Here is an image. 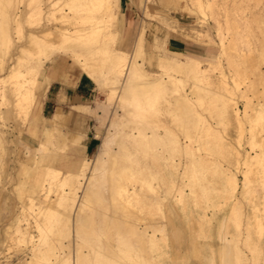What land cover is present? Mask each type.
I'll use <instances>...</instances> for the list:
<instances>
[{
    "label": "rangeland",
    "instance_id": "374dc122",
    "mask_svg": "<svg viewBox=\"0 0 264 264\" xmlns=\"http://www.w3.org/2000/svg\"><path fill=\"white\" fill-rule=\"evenodd\" d=\"M117 1L106 11V0H0V264H264V165H243L247 152H264V0ZM208 1L212 10H200ZM226 14L238 25L234 70L215 26ZM97 22L127 64L142 30L138 70L157 74V87L101 62L100 36L80 45L55 37L41 53L29 45L33 33ZM171 35L206 44L195 73L158 62L185 59L169 51ZM56 57L95 69L100 146L86 157L45 127L49 108L42 117L38 99L26 119L4 113L11 67L41 61L43 82ZM244 109L239 123L234 111Z\"/></svg>",
    "mask_w": 264,
    "mask_h": 264
},
{
    "label": "bare ground",
    "instance_id": "6f19581e",
    "mask_svg": "<svg viewBox=\"0 0 264 264\" xmlns=\"http://www.w3.org/2000/svg\"><path fill=\"white\" fill-rule=\"evenodd\" d=\"M106 1H107L106 11H109V9L112 8L110 6L112 4V0H106ZM69 5H70V3H69ZM203 5L204 4L201 5V3H199L200 10L201 9L203 11H205V10L211 11L212 10V7H213L212 2L208 1L207 4H205L204 6ZM104 8H105V6H104ZM108 13H107V15H109ZM104 15H103V17H104ZM202 16H203L202 19H204L206 17L208 18V17H210V13L207 14V13L204 12V13H202ZM20 17H18V18L20 19ZM18 18H16V19H18ZM103 20H105V19L103 18ZM20 22H18V23H20ZM215 22H216L215 26L217 27V31L219 33V36L221 37L222 40H225L227 42V43H225L227 45L225 46L226 49H225V52H224L226 63L229 66L230 69L234 70L237 67L236 53H237V50H238L237 49L238 25H237L236 21L234 19H232L230 15H227V14L224 17L223 23L218 21V20H216ZM98 24H99L98 22L94 23V25L90 26V28L88 30H86L85 32L81 31V30H78V29H73V30L63 29L62 31L58 30L59 31L58 33L57 32L56 33H54V32L53 33H48L47 32V35H44V36H46V38L45 37L44 38H42V37L40 38V36L36 37V36H34V33H33L32 36L30 35L31 36L30 41L28 40L29 41V45H32L38 52L41 53L45 49L47 51V49H52V48L56 47L55 45L57 43L55 44V43L52 42V40H54L55 37L60 39L59 40L60 42L58 44H60V43L64 44V43H67V42H76L77 41L76 43L80 45V41L83 42L84 39L87 40L88 37L96 36V37L99 38V36H100V40L97 41V42H99V46L97 48H95V51L100 56L99 58H102L101 62L102 61L107 62L108 66L111 67V69H113L114 71L118 72L119 74L124 73V75L128 78V80L132 79V78H135V77H139L140 82L139 81L138 82H139V85L142 86V87H145V88H147L149 90L150 89H154L155 87H157V85H159V83H160L158 81V79L160 77L157 74H147L145 72H143V73L141 72L140 73V71L138 70V67H140L141 63H139L137 61V58L140 59V57L142 56V45H143L142 30L140 29L138 31L137 36H136V38L134 40V42L136 44V49L134 48V50H135L134 55L135 56L132 57L133 59L129 58L130 60H129L128 64H127L126 63L127 62L126 61L127 58H126V56L123 53H120V52H117V51L114 52L115 50L113 51L111 49V46H109L111 44H109V38H108L109 35H108V33L106 32V34H103L104 30ZM89 25H91V24H89ZM105 26H107V24ZM75 28H77V27H75ZM50 29L51 28L47 27V29L46 30L44 29V30L48 31ZM51 31H52V29H51ZM44 34H46V33H44ZM50 37H52V39ZM69 44H71V43H69ZM184 58H185L184 60H179V59H176V58H164L163 57V58H159L158 62L163 64L164 66H167V67L177 71L178 73L180 72V73H183V74L184 73L187 74L188 72H192V71H193V73H195L198 70V66L194 63L196 61L195 57L185 56ZM0 64H1V62H0ZM41 64H42L41 61L35 62V63H26L24 65L23 64L21 65L20 62H17L15 65H13V67H11L9 74L7 75L8 80H10V82H9L10 83V87L8 89V94H9L8 97L9 98L7 99V95L6 96L3 95V99L5 100L4 103H6L5 105H7V106L10 105V108H11V109H6L4 111V113L6 115H8V116L11 115L12 116L15 113L17 116L21 117L22 119H26L28 111H29V109H30V107L32 105L33 100L36 99L37 96L40 95L45 90V87H47V83L49 82V80L46 79V84H45L44 82H41L38 79L39 73H40L39 69H41L40 68ZM80 69L91 79V81L94 84H99L98 80L96 78V75H94L95 74L94 73L95 69L93 70V66L91 65V63H89L87 65H84ZM164 70H165V68H164ZM165 76H167V77L170 76L172 78V76L170 74H167ZM140 77H141V79H140ZM236 87L238 88V86H236ZM245 109H247V106H245ZM245 109H244V113H242L243 114L242 117L239 116V114H238V112H236V110L234 111V117L239 123H240L241 118L242 119L243 118H247V116H248V114L245 112ZM1 114H2V112H1ZM59 117H60V113L56 112L52 116L51 121L53 123H55L59 119ZM253 133H252V130H249V134H250V137H251L250 141H249V145L251 147H253V144H254V142H253L254 141ZM255 160L257 161L256 164L259 167H261V169H263V165H264V152L263 151L261 152L260 155L257 154L256 157L250 155V153L247 152L246 155H245L244 162H243L244 167L245 168H247L249 166L251 167L252 166V161H255ZM242 175H243L242 193L246 194L247 189L249 187V179H248L249 177H247L248 172L247 171H243ZM231 180H232L231 183L235 184V181L233 179H231ZM63 198H65V197H63ZM250 220H251V218H250ZM248 226L251 227L252 225L249 224ZM258 226H260V227H258ZM256 227H258V229H257L258 233H259L258 235H260L261 225H256Z\"/></svg>",
    "mask_w": 264,
    "mask_h": 264
},
{
    "label": "crops",
    "instance_id": "0c3cea01",
    "mask_svg": "<svg viewBox=\"0 0 264 264\" xmlns=\"http://www.w3.org/2000/svg\"><path fill=\"white\" fill-rule=\"evenodd\" d=\"M117 5L119 9H122L123 0H118ZM167 47L171 53L183 58L185 56L200 57L207 49L203 42L186 41L176 35L169 36ZM42 76L45 84L46 79L49 82L36 99H38L37 110L42 117L45 115V108H49L45 127L46 125L52 127L56 134L55 139L66 137L70 140H77L80 144V155L86 157L96 149L97 153L100 146L98 136L100 129L93 121L94 108L91 104L95 84L77 63L65 57L54 58L46 67L44 64ZM56 112L61 114L62 120L57 125H53L50 119ZM60 127L64 131L61 132ZM47 131L45 128V133Z\"/></svg>",
    "mask_w": 264,
    "mask_h": 264
}]
</instances>
